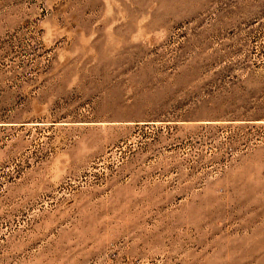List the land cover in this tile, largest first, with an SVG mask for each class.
<instances>
[{"label":"rangeland","instance_id":"obj_1","mask_svg":"<svg viewBox=\"0 0 264 264\" xmlns=\"http://www.w3.org/2000/svg\"><path fill=\"white\" fill-rule=\"evenodd\" d=\"M0 264H264V0H0Z\"/></svg>","mask_w":264,"mask_h":264}]
</instances>
